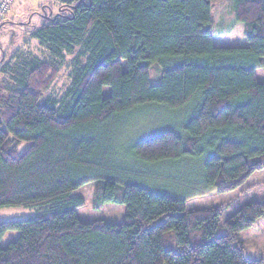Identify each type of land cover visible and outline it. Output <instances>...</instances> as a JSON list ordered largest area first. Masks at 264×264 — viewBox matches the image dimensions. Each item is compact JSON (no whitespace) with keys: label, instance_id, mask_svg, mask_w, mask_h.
Listing matches in <instances>:
<instances>
[{"label":"trees","instance_id":"1","mask_svg":"<svg viewBox=\"0 0 264 264\" xmlns=\"http://www.w3.org/2000/svg\"><path fill=\"white\" fill-rule=\"evenodd\" d=\"M54 1V14L25 24L44 57L22 51L11 60L1 48L0 209L36 211L0 221V239L17 232L0 245V264H262L239 233L264 217V198L221 223L219 207L185 201L264 170V83L255 75L264 66V0H231L243 46L213 43L212 0ZM66 55L69 85L49 95ZM149 105L165 107L172 122L126 154L145 165L197 163L200 189L154 190L118 161L119 125ZM88 182L95 208L124 206L120 222L78 218L84 198L76 190Z\"/></svg>","mask_w":264,"mask_h":264},{"label":"rangeland","instance_id":"2","mask_svg":"<svg viewBox=\"0 0 264 264\" xmlns=\"http://www.w3.org/2000/svg\"><path fill=\"white\" fill-rule=\"evenodd\" d=\"M43 5L50 6L45 7ZM58 7V3H55L54 0H12L2 16L5 22L0 30V54L1 48H6L5 58L9 55L11 60H14L18 56L17 53L22 51L44 57L45 50L37 44V41L29 39V36H27L26 25L38 23L43 14H54ZM210 16L212 39L215 45H246L243 24L235 20L231 0H212ZM12 35L14 38L12 44H9ZM23 40H25L24 43ZM15 50L16 52H14ZM72 59L73 55L65 56L47 94L58 97L69 85V72L73 65ZM262 60L264 61V57H262ZM255 75L259 82L264 83V66L257 67ZM159 79L160 75L157 67L152 66L149 70L150 82L157 83ZM107 90L108 88L104 87L103 94ZM172 119L173 114L159 105H149L137 110L121 122L117 130L119 133L112 145L120 164L126 166V170H130L132 176L142 184L169 195L184 196L202 187V184L194 177V173H197L195 172L197 163L171 162L160 166L145 165L134 161L131 156L127 155V147L132 141L169 125ZM76 193L84 198V204L76 209V214L80 220L93 221L101 219L105 222L117 223L123 219L124 206L122 204L106 203L101 208L94 207L93 182L82 185L76 190ZM262 198H264V170L258 169L252 172L236 188L224 192L208 189L201 195L188 197L185 206L187 208L217 206L221 210L219 217L221 223L244 202ZM35 211V208L24 207L1 208L0 221L25 219L34 214ZM218 232L220 233L221 229ZM16 236V231H6L0 239V245L4 246ZM239 238L246 247L247 256L255 258L260 255V260L264 264V217L257 218L250 227L240 231Z\"/></svg>","mask_w":264,"mask_h":264},{"label":"built area","instance_id":"3","mask_svg":"<svg viewBox=\"0 0 264 264\" xmlns=\"http://www.w3.org/2000/svg\"><path fill=\"white\" fill-rule=\"evenodd\" d=\"M12 0H0V19Z\"/></svg>","mask_w":264,"mask_h":264}]
</instances>
